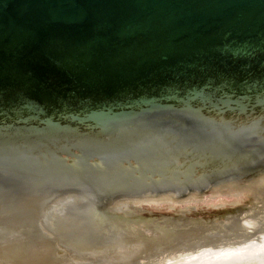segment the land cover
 Returning a JSON list of instances; mask_svg holds the SVG:
<instances>
[{
    "label": "water",
    "instance_id": "1",
    "mask_svg": "<svg viewBox=\"0 0 264 264\" xmlns=\"http://www.w3.org/2000/svg\"><path fill=\"white\" fill-rule=\"evenodd\" d=\"M0 264H264V0H0Z\"/></svg>",
    "mask_w": 264,
    "mask_h": 264
}]
</instances>
